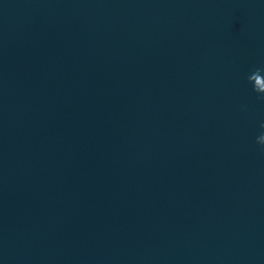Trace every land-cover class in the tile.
<instances>
[{"label":"water","instance_id":"95a60500","mask_svg":"<svg viewBox=\"0 0 264 264\" xmlns=\"http://www.w3.org/2000/svg\"><path fill=\"white\" fill-rule=\"evenodd\" d=\"M264 0H0V264H264Z\"/></svg>","mask_w":264,"mask_h":264},{"label":"clouds","instance_id":"9594fccd","mask_svg":"<svg viewBox=\"0 0 264 264\" xmlns=\"http://www.w3.org/2000/svg\"><path fill=\"white\" fill-rule=\"evenodd\" d=\"M246 82L251 85L252 92L258 99L264 100V67L253 69L246 77ZM260 133L255 137L254 143L264 153V123L259 125Z\"/></svg>","mask_w":264,"mask_h":264}]
</instances>
